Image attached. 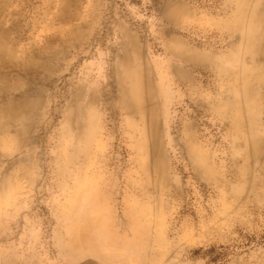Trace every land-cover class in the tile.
<instances>
[{"label": "rangeland", "instance_id": "1", "mask_svg": "<svg viewBox=\"0 0 264 264\" xmlns=\"http://www.w3.org/2000/svg\"><path fill=\"white\" fill-rule=\"evenodd\" d=\"M249 1L0 0V264L79 246L103 264H264V43L245 40L264 36V0Z\"/></svg>", "mask_w": 264, "mask_h": 264}, {"label": "bare ground", "instance_id": "2", "mask_svg": "<svg viewBox=\"0 0 264 264\" xmlns=\"http://www.w3.org/2000/svg\"><path fill=\"white\" fill-rule=\"evenodd\" d=\"M249 1V0H248ZM250 2V1H249ZM239 3V2H238ZM257 3V2H256ZM164 4V3H163ZM244 4V3H243ZM248 4V3H247ZM254 4V3H253ZM257 4H259V3H257ZM256 5V4H255ZM257 7H258V5H257ZM189 8V7H188ZM239 9V8H238ZM255 9V8H254ZM72 11V10H71ZM71 11H70V13H71ZM190 12V11H189ZM256 15V14H255ZM25 16V15H24ZM182 16V15H181ZM179 20H180V18H179ZM240 20V19H239ZM22 21V20H21ZM180 22V21H179ZM178 22V23H179ZM69 23V22H68ZM72 23V22H71ZM258 23V22H257ZM257 23H256V25H257ZM256 25H255V23H253V25H251V30L253 31L254 29H255V27H256ZM76 27V26H75ZM229 27V26H228ZM11 28V27H10ZM81 28H83V27H81ZM73 28H71V30H72ZM76 29V28H75ZM179 29V28H178ZM225 29V28H224ZM243 29V28H242ZM241 29V30H242ZM29 30V29H28ZM74 30V29H73ZM227 30V29H226ZM233 30V29H232ZM231 30V31H232ZM36 31V30H35ZM231 31H229V32H231ZM258 31V30H257ZM173 32H174V30H173ZM261 32V31H260ZM77 33H78V31H77ZM198 34V33H197ZM232 34V33H231ZM241 34V33H240ZM52 35V34H51ZM65 35V34H64ZM238 35H239V33H238ZM207 36V35H206ZM17 37V36H16ZM51 37V36H50ZM239 37V36H238ZM47 38V37H46ZM211 38V37H210ZM22 39V38H21ZM55 39H56V36H55ZM72 39V38H71ZM183 39V38H182ZM221 39V38H220ZM46 40V39H45ZM60 40V39H59ZM236 40V39H235ZM234 40V41H235ZM245 40H246V43L247 44H250V43H257V44H259V45H261V44H263L264 42V36L262 35V37H260V36H255V35H251V34H248L246 37H245ZM49 41V40H48ZM61 41H63V40H60V42ZM231 41V40H230ZM233 41V40H232ZM46 42V41H45ZM59 42V43H60ZM87 42V41H86ZM193 42H194V40H193ZM213 42V41H212ZM236 42H237V40H236ZM48 43V42H47ZM64 43V42H63ZM215 43V42H214ZM242 43V42H241ZM51 44V43H50ZM61 44V43H60ZM197 44V43H196ZM199 44H201V43H199ZM204 44H206V43H204ZM209 44V43H208ZM211 44V43H210ZM256 44V45H257ZM47 45V44H46ZM195 45V44H194ZM207 45V44H206ZM201 46H202V44H201ZM240 46V45H239ZM47 47H48V45H47ZM52 46H50L49 48H51ZM61 47V46H60ZM206 47V46H205ZM257 47V46H256ZM83 48V47H82ZM137 48V47H136ZM192 48V47H191ZM203 48V47H202ZM201 48V49H202ZM212 48V47H211ZM216 48V47H215ZM66 49V48H65ZM78 49H79V47H78ZM128 49V48H127ZM209 49V48H208ZM36 50V49H35ZM139 50V49H138ZM48 51V50H47ZM199 51H200V49H199ZM206 51V50H205ZM211 51V50H210ZM257 51V50H256ZM36 52V51H35ZM35 52H34V54H35ZM124 52V51H123ZM130 52H131V50H130ZM140 52V51H139ZM201 52V51H200ZM260 52V51H259ZM137 53V52H136ZM135 53V54H136ZM145 53V52H144ZM33 54V53H32ZM38 54V53H37ZM239 54V53H238ZM121 55V54H120ZM119 55V56H120ZM137 55V54H136ZM233 55V54H232ZM34 57V56H33ZM32 57V58H33ZM49 57V56H48ZM133 57V56H132ZM137 57V56H136ZM140 57V56H139ZM217 58V57H216ZM219 58V57H218ZM44 59V58H43ZM117 59V58H116ZM50 60V59H49ZM219 60H221V59H219ZM234 60V59H233ZM54 62V61H53ZM256 62V61H255ZM116 63V62H115ZM60 64V63H59ZM133 64V63H132ZM136 64H138V63H136ZM151 64V63H150ZM185 64V63H184ZM258 64V63H257ZM140 65V64H139ZM181 65V64H180ZM218 65V64H217ZM260 65V64H259ZM64 66V65H63ZM66 66V65H65ZM120 66V65H119ZM262 66V65H261ZM131 68H132V66H130ZM20 68V67H19ZM213 68V67H212ZM128 69H129V67H128ZM134 69V68H133ZM135 69H136V67H135ZM135 69L133 70V72H135ZM214 69V68H213ZM119 70H121V69H119ZM130 70V69H129ZM222 70V69H221ZM25 71V70H24ZM28 71V70H27ZM30 71V70H29ZM32 71V70H31ZM89 71V70H88ZM211 71V70H210ZM220 71V70H219ZM12 72H14V70L12 71ZM16 72H17V70H16ZM26 72V71H25ZM122 72V71H121ZM132 72V71H131ZM132 72V73H133ZM139 72H140V70H139ZM28 73V72H27ZM30 73H32V72H30ZM126 73V72H125ZM219 73H221V72H219ZM113 74H115V73H113ZM118 74V73H117ZM0 75H1V73H0ZM45 75V74H44ZM112 75V74H111ZM130 75V76H129ZM128 76H127V79L129 80V89H128V94H130V97H131V99H133V100H135L136 101V103L137 102H139L137 105H138V108L140 109V110H138V111H143V109H144V98H143V96L141 97V95H142V93H143V89H142V84H141V81H140V79L138 78V75H137V73L136 74H129ZM144 75V74H143ZM118 76V75H117ZM218 76V75H217ZM9 77V76H8ZM38 77V76H37ZM113 77V76H112ZM143 77V76H142ZM46 78V77H45ZM88 78V77H87ZM145 78V77H144ZM152 78V77H151ZM229 78V77H228ZM37 79V78H36ZM35 79V80H36ZM233 80H234V78H232ZM31 80V79H30ZM51 80V79H50ZM227 80V79H226ZM225 80V81H226ZM229 80V79H228ZM180 81V80H179ZM225 81H224V83H225ZM251 81V80H250ZM34 82V81H33ZM67 82V81H66ZM101 82V81H100ZM106 82V81H105ZM145 82V81H144ZM259 82V81H258ZM27 83V82H26ZM67 83H69V82H67ZM3 84V83H2ZM70 85V84H69ZM155 85H157V84H155ZM229 85V84H228ZM233 85V84H232ZM231 85V86H232ZM67 87V86H66ZM156 88H157V86H156ZM228 88V87H227ZM71 90V89H70ZM109 90V89H108ZM158 90V89H157ZM28 92V91H27ZM152 92H154V91H152ZM99 94V93H98ZM145 94V93H144ZM150 94H151V92H150ZM87 95V94H86ZM146 95V94H145ZM155 95V94H154ZM250 95V94H249ZM129 96V95H128ZM224 96V95H223ZM232 96V95H231ZM252 96V95H251ZM66 97H67V95H66ZM85 97V96H84ZM83 97V98H84ZM112 97H113V94H112ZM145 97V96H144ZM96 98H97V96H96ZM85 99V98H84ZM102 99V98H101ZM83 101V100H82ZM146 103V102H145ZM102 104V103H101ZM118 104V103H117ZM155 104H157V103H155ZM153 105H154V102H153ZM159 105V104H158ZM148 106H151V105H149L148 104ZM117 107H118V105H117ZM155 107V106H154ZM123 109V108H122ZM126 109L128 110V108L126 107ZM149 109V108H148ZM151 109H152V107H151ZM5 110H6V114H8V115H12L13 113H14V106L13 105H8L6 108H5ZM233 110V109H232ZM235 110V109H234ZM150 111V110H149ZM95 112V111H94ZM146 112V111H145ZM144 112V113H145ZM117 113V112H116ZM124 114H125V112H124ZM136 114V113H135ZM139 115L138 116H140V113H138ZM142 114V113H141ZM236 113H234V115H235ZM115 115V114H114ZM113 115V116H114ZM144 115V114H143ZM146 115V114H145ZM155 115V114H154ZM117 116H118V114H117ZM126 116V115H125ZM135 116H137V114L135 115ZM134 116V117H135ZM142 116V115H141ZM225 116V115H224ZM238 116V115H237ZM240 116V115H239ZM115 117V116H114ZM119 117V116H118ZM133 117V116H132ZM149 117V116H148ZM153 117V116H152ZM151 117V118H152ZM236 117V116H235ZM253 117V116H252ZM99 118V117H98ZM121 118V117H120ZM157 118V117H156ZM238 118H240V117H238ZM101 119V118H100ZM128 119H129V117H128ZM134 119V118H133ZM145 119V118H144ZM118 120V119H117ZM130 120V119H129ZM135 120H137V119H135ZM134 120V121H135ZM242 120V119H241ZM100 121V120H99ZM115 121V120H114ZM231 121V120H230ZM129 122V121H128ZM132 122V121H131ZM159 122V121H158ZM91 123V122H90ZM94 123V122H93ZM120 123V122H119ZM136 123V122H135ZM135 123H134V125H135ZM148 123H149V121H148ZM230 123V122H229ZM142 124V123H141ZM140 124V125H141ZM113 125V124H112ZM133 125V124H132ZM133 125V126H134ZM139 125V124H138ZM137 125V126H138ZM145 125V124H144ZM98 126V125H97ZM99 126H100V123H99ZM129 127V126H128ZM139 127V126H138ZM145 127V126H144ZM148 127H149V125H148ZM159 127V126H158ZM100 128V127H99ZM98 128V129H99ZM116 128V127H115ZM136 128V127H135ZM242 128V127H241ZM148 129H150V127L148 128ZM156 130V129H155ZM240 130V129H239ZM242 130V129H241ZM143 131V130H142ZM145 131V130H144ZM150 131V130H149ZM136 132H138V131H136ZM139 133H141V132H139ZM157 133V132H156ZM98 134V133H97ZM113 133H111V135H112ZM155 134V133H154ZM141 135V134H140ZM148 136H150V135H148ZM160 136V135H159ZM241 136V135H240ZM90 137V136H89ZM157 137V136H156ZM146 138V137H145ZM100 140H102V139H100ZM99 140V141H100ZM138 140H140V139H138ZM158 141V140H157ZM92 142V141H91ZM93 142H96L95 141V139H94V141ZM101 142V141H100ZM143 142V141H142ZM141 142V143H142ZM99 143V142H98ZM132 143H133V141H132ZM139 143V142H138ZM96 144V143H95ZM135 144V143H134ZM147 144V143H146ZM97 145V144H96ZM133 145V144H132ZM141 145V144H140ZM158 145V144H157ZM142 146V145H141ZM141 146H139V147H141ZM69 147V146H68ZM67 147V148H68ZM95 147V146H94ZM143 147V146H142ZM70 148V147H69ZM157 148H158V146H157ZM142 149V148H141ZM164 149H165V147H164ZM140 150V149H139ZM84 152H87V151H85L84 150ZM137 152V151H136ZM141 152V151H140ZM156 152V151H155ZM154 152V153H155ZM163 152V151H162ZM82 154V153H81ZM152 154V153H151ZM76 156V155H75ZM82 156V155H81ZM154 156H156L155 154H154ZM78 157V156H77ZM148 158V157H147ZM151 158V157H150ZM156 158V157H155ZM160 158V157H159ZM68 159H70V157L68 158ZM143 159V158H142ZM152 159V158H151ZM158 159V158H157ZM71 160H73V159H71ZM144 160V159H143ZM163 160V159H162ZM76 161V160H75ZM150 161H152V160H150ZM154 161V160H153ZM156 161V160H155ZM157 162H159V161H157ZM79 164V163H78ZM143 164V163H142ZM148 164V163H147ZM156 164H158V163H156ZM155 165V164H154ZM74 166V165H73ZM145 166H147V165H145ZM159 167V166H158ZM147 168V167H146ZM152 168H153V166H152ZM144 170V169H143ZM155 170V169H154ZM142 171V170H141ZM148 171V170H147ZM163 171V170H162ZM145 172H146V170H145ZM144 173V172H143ZM151 173H153V172H151ZM67 174H68V172H67ZM71 174V173H70ZM69 174V175H70ZM85 174V173H84ZM81 175V174H80ZM86 175V174H85ZM146 176V175H145ZM84 177V176H83ZM147 177H148V175H147ZM152 177H153V175H152ZM164 178V177H163ZM169 178V177H168ZM78 179V178H77ZM80 179V178H79ZM69 180H71V178H69ZM146 180V179H145ZM79 181V180H78ZM146 181H148V180H146ZM86 224V223H85ZM88 225V224H87ZM86 225V226H87ZM89 226V225H88ZM85 227V226H84ZM72 228H74L75 229V232L78 230V229H80L81 228V226H73ZM83 228V227H82ZM81 228V229H82ZM87 228V227H86ZM87 230V229H86ZM89 231V230H88ZM79 232V231H78ZM87 232V231H86ZM78 234V233H77ZM80 234V233H79ZM74 235H76V233H74ZM89 235V234H88ZM74 237V236H73ZM79 237V236H78ZM76 238V241H78L79 240V238ZM83 237V236H82ZM82 237H81V239H82ZM78 239V240H77ZM94 241V240H93ZM66 242V241H65ZM71 242V241H70ZM72 245V244H71ZM73 245H75V244H73ZM63 246V245H62ZM73 247V246H72ZM75 247V246H74ZM81 249V248H80ZM77 252V251H76ZM86 253V252H85ZM88 254V253H87ZM81 255V254H80ZM86 257V256H85ZM87 258V257H86ZM107 258V257H106ZM105 258V259H106ZM80 259V258H79ZM113 261V260H112ZM35 262V261H34ZM34 262H32V263H34ZM85 263V262H84ZM119 264V263H118Z\"/></svg>", "mask_w": 264, "mask_h": 264}, {"label": "crops", "instance_id": "3", "mask_svg": "<svg viewBox=\"0 0 264 264\" xmlns=\"http://www.w3.org/2000/svg\"><path fill=\"white\" fill-rule=\"evenodd\" d=\"M86 251V249L79 246L78 249L73 250V253L70 255L71 258L66 261V264H103L101 256L100 258H91L93 257L92 254L88 255L85 253Z\"/></svg>", "mask_w": 264, "mask_h": 264}]
</instances>
